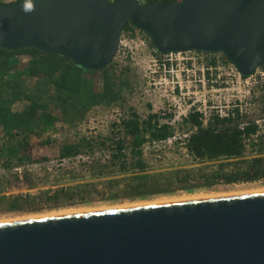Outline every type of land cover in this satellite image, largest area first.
Wrapping results in <instances>:
<instances>
[{"label": "water", "instance_id": "1", "mask_svg": "<svg viewBox=\"0 0 264 264\" xmlns=\"http://www.w3.org/2000/svg\"><path fill=\"white\" fill-rule=\"evenodd\" d=\"M0 3V48H34L99 71L126 24L159 54L220 53L241 75L264 62V0ZM0 264H264V191L0 222Z\"/></svg>", "mask_w": 264, "mask_h": 264}, {"label": "rangeland", "instance_id": "2", "mask_svg": "<svg viewBox=\"0 0 264 264\" xmlns=\"http://www.w3.org/2000/svg\"><path fill=\"white\" fill-rule=\"evenodd\" d=\"M0 1L8 3L14 0ZM130 54L116 55L109 64V68L120 80H126L121 102L110 106H93L82 117L77 116L70 123L60 121L54 127L40 125L34 131L18 132L12 137H5L0 131V194L41 196L43 192L51 194L54 190L64 189L56 202L40 201L22 210L0 211V222L133 206L131 204L137 203H162L155 201H171L173 198L191 196L203 198L204 195L211 197L208 195L239 194L264 189L263 176L251 181L234 183L218 181L210 186L195 187L192 192H186L179 188V185L174 184L169 187V193L149 196L146 199H130L122 195L111 197L112 193L108 192L109 188L102 181L111 176L118 177L120 174L111 171L110 168H102L108 155L107 152L100 150L99 142L105 140L107 145L105 149L110 150L108 146L112 144L117 132V129L113 130V124H121V120L131 111L141 120L155 112L161 116L171 114V118H161V120L170 121L174 130L173 135L164 142L145 141L142 145L148 173L173 170L204 173L217 168L218 161L194 160L186 149L185 134L192 130V127L184 122L189 104L202 110L203 108L208 110L211 104L221 106L222 110H227L229 104H237L246 116L240 121L264 118L262 110L264 69L262 68H257L251 76L238 80L232 64L220 59L222 54L194 51L186 55L160 56V62L165 60L169 63L166 66L165 77L164 72L153 66L145 55ZM181 56H192L194 61H182ZM212 57L216 59L215 65L209 64ZM207 66L210 69L207 70ZM173 85L176 86V95L171 97ZM80 136L94 140V154L60 159L58 156L60 145L76 140ZM47 138L51 139L48 144L45 143ZM249 142L246 141L245 158L256 155ZM25 143L32 145V161L23 156L21 147ZM43 157L46 159H41ZM98 158H101L100 161ZM238 165L242 164L238 163ZM232 166L235 167L228 165L225 168ZM99 172L103 173L99 174ZM180 172L182 174L184 171ZM190 182L198 184L203 181ZM75 186L77 188H74ZM78 190H81L82 200L72 193ZM95 190L103 193L89 194L90 191L95 192Z\"/></svg>", "mask_w": 264, "mask_h": 264}, {"label": "trees", "instance_id": "3", "mask_svg": "<svg viewBox=\"0 0 264 264\" xmlns=\"http://www.w3.org/2000/svg\"><path fill=\"white\" fill-rule=\"evenodd\" d=\"M22 1L25 0L10 2ZM148 1L152 0H144ZM133 28L131 24H126L123 30ZM220 59L228 62L223 55ZM215 60L212 57L209 64L215 65ZM257 68L264 69V62ZM125 84L126 80H120L109 68V64L99 71H85L57 54L29 47L13 51L0 48V131L5 137H12L18 132L34 131L40 125L54 127L60 121L70 123L75 117H82L93 106H110L121 102ZM161 118H171V114L161 116L155 112L141 120L131 111L121 120V124H113V130L117 129V132L112 144L108 146L110 150L105 149V140L99 142L100 150L108 155L102 168H110L120 174L102 181L109 188L108 192L112 193L111 197L122 195L130 199H146L169 193V187L174 184L186 192H192L195 187L210 186L218 181L234 183L264 176V124H261L262 130L259 132V124H238V118L218 115H212L203 124L201 114L194 110L184 118V122L192 127L186 138V149L194 160L218 161L217 168L204 173L189 170H180L184 171L182 174L179 170L146 172L143 143L163 141L173 135V127L162 122ZM248 140L256 155L245 158ZM50 142V138L45 140L47 144ZM94 147L93 139L80 136L61 144L58 156L60 159L75 158L82 154L89 156L94 154ZM21 149L23 156L32 161V145L25 143ZM228 165L235 167L226 169ZM192 180L203 182L193 184L190 182ZM62 190H54L51 194L43 192L41 196L0 194V211L22 210L40 201L56 202ZM72 193L83 199L81 190ZM91 193L102 194L103 191L95 190Z\"/></svg>", "mask_w": 264, "mask_h": 264}, {"label": "built area", "instance_id": "4", "mask_svg": "<svg viewBox=\"0 0 264 264\" xmlns=\"http://www.w3.org/2000/svg\"><path fill=\"white\" fill-rule=\"evenodd\" d=\"M139 1H141V0H139ZM146 37L147 36H145L144 33H142L141 31H139L136 28L123 30L120 34L117 50H116V53H115L113 58H115L116 55H127L130 53L134 54L136 56L139 54H143L146 56V58H148V60L152 63L153 66H156L157 69L162 70L164 72V76L166 77V74H165L167 72L166 66L169 63L165 62V60L160 62V60H159L160 56H167L168 55V56L172 57L173 54L186 55L188 53L194 52V51L169 52L166 54L157 55L155 53L156 51L149 45V40ZM180 59L182 61L185 60L186 62H188L189 60L194 61L192 56L191 57L181 56ZM231 66H233V65H231ZM206 69L208 70L210 68L207 66ZM233 70L235 71V74H236V77L238 80L243 78L242 75L238 72V70L234 66H233ZM178 86L181 88L180 84H178ZM175 87L176 86L173 85V87L171 88V97H174L176 95ZM166 97H168V96H166ZM193 104H191V105H193ZM208 107H209L208 110H206V108H203V110H202L198 107H192L189 104L187 107V110L185 109L187 112V114H185V117L188 115V113H190L194 110V111H197L201 114V120H202L203 124H206L212 115H218L219 117L238 118V124H248V123L259 124V132L262 130L261 124H264V118H253L251 121H245V120L240 121V119L242 117H246V116H244V112H243L242 108L239 107L237 104H233V105L229 104L227 106V110H222L221 106L213 105V104L209 105ZM162 122L170 124V121H167V120H162ZM171 124H172V119H171ZM189 133L185 134L186 138L189 136ZM255 136H253V137L255 138ZM168 139H166V140H168ZM166 140L159 141V142H164Z\"/></svg>", "mask_w": 264, "mask_h": 264}, {"label": "bare ground", "instance_id": "5", "mask_svg": "<svg viewBox=\"0 0 264 264\" xmlns=\"http://www.w3.org/2000/svg\"><path fill=\"white\" fill-rule=\"evenodd\" d=\"M253 191V190H252ZM252 191H248V193L249 192H252ZM259 190H255V191H253V192H258ZM261 191H264V189H262ZM234 194H238V193H234ZM234 194H228V195H234ZM239 194H242V193H239ZM190 196V195H189ZM208 196H222V195H208ZM198 197H202V196H191V197H182V198H173L172 200L173 201H177V200H184V199H190V198H198ZM203 197H207V195L205 196H203ZM172 200L171 201H164V200H162V201H155V202H172ZM138 204H148V203H137V204H131V205H138ZM152 204H155V203H152ZM127 206V205H126ZM106 209V208H105Z\"/></svg>", "mask_w": 264, "mask_h": 264}, {"label": "clouds", "instance_id": "6", "mask_svg": "<svg viewBox=\"0 0 264 264\" xmlns=\"http://www.w3.org/2000/svg\"><path fill=\"white\" fill-rule=\"evenodd\" d=\"M22 9L25 13L31 12L34 10V4L32 0H25V2L22 4Z\"/></svg>", "mask_w": 264, "mask_h": 264}]
</instances>
